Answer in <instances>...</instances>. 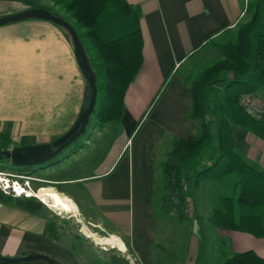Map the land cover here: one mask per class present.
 Segmentation results:
<instances>
[{
	"label": "crops",
	"instance_id": "1",
	"mask_svg": "<svg viewBox=\"0 0 264 264\" xmlns=\"http://www.w3.org/2000/svg\"><path fill=\"white\" fill-rule=\"evenodd\" d=\"M125 1L139 12L141 65L123 96V109L118 123L125 133L124 140L112 155L109 152L105 157L107 163L101 162L97 171L92 174L57 176L67 171L68 157L60 158L58 164L43 168V171L58 173L52 174V179L47 181L53 182L55 187L51 188L66 196V200H74L70 183L81 187L86 200L75 201L78 208L86 207L90 212L95 211L101 219L104 218L116 228V232L109 231L108 237H114L115 240L108 241L118 240L123 246L126 243L128 254L134 260L133 264H203V259L208 255L210 258L217 255L213 251L211 239H208L210 244L207 249L200 245L193 246L194 253L198 254L194 263L187 261V248L182 252L183 262L180 263H158L157 256L152 252L154 248H162L156 237L163 234L157 233L155 229L157 218L163 215L155 214L151 208L154 183L157 182L154 173L157 147L162 133H166L168 140L171 136L184 137L187 136L184 135L185 127L170 128L162 123L165 115H157L155 120L162 122H154L157 125L151 143L144 138L136 144L134 151H126L137 134V121L152 104L166 76L184 59L189 58L191 53H197L208 37H218L226 28H232L241 19V1ZM34 7L50 11L43 0H0V16ZM7 71L11 74L8 75ZM10 80L13 85H20V88L25 89L22 92L27 95L24 101L27 99L28 103L18 107L15 113H0V133L16 142L13 147L48 142L49 137L57 136L58 133H52V130H41L40 123L59 122L65 111H70L69 117L74 120L78 110L75 109L76 105L78 108L83 99L85 82L76 65L69 39L55 24L30 18L0 26V86L9 87ZM68 87L74 91H69ZM4 89L0 88V95L6 92ZM58 96L64 102L61 107L58 105ZM19 100L24 103L21 98ZM30 101L32 104H29ZM34 101L36 104H33ZM66 102H70L72 106H66ZM189 104L188 85L177 75H173L165 90L156 98L152 109L163 112L169 110L173 120L185 122ZM125 118L132 122L123 124L121 121ZM124 126L128 127L125 132L122 128ZM231 135L234 146L242 150L244 159L264 172V141L237 125H233ZM122 158L125 160L120 164ZM130 174L133 175L131 188L126 181ZM212 184L208 183L209 187ZM216 200L212 189L210 205L215 204ZM126 207L128 210H125ZM192 209V217L199 218L195 212V203ZM210 217L211 210L210 214H205L200 219ZM46 224L47 219L40 212L29 214L0 203V255L37 253L59 264H81L64 242L47 235ZM101 224L103 228V222ZM215 230L216 237L228 239L229 250H252L264 259V234L257 236L245 231L217 227Z\"/></svg>",
	"mask_w": 264,
	"mask_h": 264
},
{
	"label": "trees",
	"instance_id": "2",
	"mask_svg": "<svg viewBox=\"0 0 264 264\" xmlns=\"http://www.w3.org/2000/svg\"><path fill=\"white\" fill-rule=\"evenodd\" d=\"M52 1L63 11L61 18L77 32L95 74L97 92L89 125L119 122L125 90L141 65L137 8L125 0ZM240 1L246 18L223 30L218 37H208L200 47L214 48L218 57L191 66L184 59L166 76L154 96V99L159 97L171 77L177 75L189 87L186 117L198 122V130L184 137L171 136L168 149L158 162L159 175L151 208L157 215L183 221L192 216L189 213V204L191 209L194 207L192 192L207 180L213 183L217 198L211 207L213 225L261 236L264 234V172L244 159L242 150L233 144L231 131L237 125L264 141V120L254 118L238 103L241 94L259 92L257 95L264 96L260 91L264 88V0ZM192 56L191 53L189 59ZM13 145L9 136L0 133V160H5L3 152ZM0 169L20 172L4 161H0ZM216 184L219 186L215 187ZM0 203L29 214H37L42 208L34 197L1 191ZM57 218H49L46 224V233L54 240H60L58 229L63 221ZM86 242L78 234L64 241L81 264H130L110 249L98 258ZM228 245L226 237H216L213 245L216 259L207 257L202 263L264 264V259L252 250L233 252ZM0 264L42 263L37 260Z\"/></svg>",
	"mask_w": 264,
	"mask_h": 264
},
{
	"label": "rangeland",
	"instance_id": "3",
	"mask_svg": "<svg viewBox=\"0 0 264 264\" xmlns=\"http://www.w3.org/2000/svg\"><path fill=\"white\" fill-rule=\"evenodd\" d=\"M43 4L54 15L60 16V12H63L58 5H55L53 3L52 0H43ZM63 17L66 16L63 15ZM245 18L246 16L242 15L239 21H242ZM58 29L61 30L62 28L58 26ZM81 40L83 41V38H81ZM217 57V51L214 48L205 45L197 53L193 54L190 59L187 58L185 62L186 64L191 66L193 65V63L199 64L201 62H211ZM14 71L15 73H17L16 69ZM7 73L8 75L9 73L11 74V72L9 71H7ZM20 87V85H13L12 80H10L9 87H6L5 85L0 86L1 89L5 88L4 90L6 91L0 95V113L9 114L10 111H13V113H15L14 111H17L18 107H20L21 105L28 104L27 99L24 101L27 95H24L22 92L25 91V89L23 90ZM68 90L72 91L73 88L68 87ZM260 91L264 94V91ZM88 94L89 92L85 82L83 99L80 103V106H78L77 108L76 105L75 108L78 109L77 114L81 108L86 106ZM256 94H259V92H257ZM243 95L244 94H241V96ZM19 98H21L22 102L24 101L23 104L20 102ZM155 101L156 99L153 100L152 104L149 106L146 112H144L142 118L137 121V134L134 138L133 144L128 145L126 152L134 151L136 144L144 138L149 142L151 141V137L154 133L153 131L156 130L155 127L157 125L154 122H162V120H155L157 115H161L162 117L165 115V119L162 123L170 128L179 129L185 127L186 134L184 135L194 134L197 132V121L188 119L187 117V119L185 118V122L175 121L173 120L172 113L169 110L168 112H163L158 109L156 111L155 109H152ZM29 104H32V102L30 101ZM33 104H36V101H34ZM58 105L59 107L64 105L61 96H58ZM66 106L72 105L70 104V102H66ZM75 111L76 110H74L73 113H75ZM61 113L62 112H59V114ZM69 116L70 111H65L64 116L59 120V122H42V124L40 123L41 130H52V133L56 132L58 133L57 136H59L66 132L74 123L76 116L74 120H71ZM90 121L91 120L88 121L85 133L79 136L68 148L63 149L62 153H67L69 155L67 156L68 160L66 162L67 171L65 173L59 174L56 172L46 173L45 171H43V169L41 170V172L37 170H32L28 172L29 174L25 176L28 177V179H25L27 181V184L25 188L26 191L23 196H31L40 201L42 204L40 214L44 216L47 220L49 218H52L53 220L56 217L63 220L61 223L62 225H60V229H58V233L60 234L59 241L64 242L66 240H69L72 235L78 234L87 239L85 245L89 246V250L96 257L101 258L103 255H106V252H108L107 250L110 249L113 250L112 252L124 256L130 264H133L134 260L128 254V247L126 243L124 245V248L122 243H120L118 240L116 242L108 241L115 240L114 237H110V239H108V237L109 231L116 232V228L109 221L105 220L104 218L101 219V216H99L95 211L90 212V209L86 207H84V209L78 208L77 202L81 200H86V197L83 195L80 186L77 185V187L75 183L69 184L70 188L72 189L71 193L74 197V200H72L71 198L67 199L69 200V202H67L66 196L62 194L60 195V192L58 193L53 189L64 201L66 200L67 206L69 205L68 210H59L56 207L49 205L50 199L48 197L44 198L45 200H42L40 198V192L42 188L55 187V184L53 182L47 181L52 179V174H58L57 176L59 177H76L81 174H92L97 171V168L99 167V164L101 162L105 161L107 163L108 160H105V157L109 154V152L112 155L117 149V147L120 145V143L123 142L125 133L121 131L118 122H108L102 124L101 126H98L95 123H93V125H89ZM121 122H123V124H126L128 122H132V120L125 118ZM122 128L124 132L128 129V127L126 126ZM57 136L52 138L49 137L48 139H50L49 141H51ZM168 142L169 140L167 139L166 133H162V135L160 136L159 146L157 147V156L154 164V173L156 178L159 175L158 161L163 158L165 151L168 149ZM14 145H16V142L14 143ZM71 149H75L73 151L74 153H70ZM123 160L125 159L122 158L120 164L123 162ZM0 161H4L6 164L8 162L7 159H1ZM120 164L118 165V167L120 166ZM2 170L11 171L8 169ZM126 181L127 185H129V188H131V185H133V175L130 174L129 176H127ZM208 183L210 184V182H208L207 180L202 181L201 185L199 186V189L191 194L192 200L194 201L196 207L195 212L196 214H198L199 218L191 216L183 221H176L167 216H161L157 218V221L155 223V229L157 233L163 234L159 237H156V241L162 245V248H154L152 251L153 254L157 256L156 262H183L182 252L184 251V249L186 250L187 248V250L189 249L187 261L194 263L198 259V254L196 255L194 253V245H200V247H203V249H207L210 244L208 239L212 240L213 245L215 244V232H217L215 230L216 227L213 225V222L210 220V218L200 219L201 216H204L205 214H210L211 207L213 206L210 205L213 186L209 187ZM154 186L156 187V181L154 183ZM218 186L219 185L215 187ZM125 210H128V208L126 207ZM189 210V213L194 215L193 209H191V204H189ZM96 221H100V223ZM102 222L105 228H102ZM206 251L207 250H205V253ZM208 257L210 258V255H208ZM213 258L216 259V257L214 256L212 257V259ZM212 259L210 258V260ZM40 262L44 264L43 260H40ZM207 264H211V262L208 261Z\"/></svg>",
	"mask_w": 264,
	"mask_h": 264
},
{
	"label": "water",
	"instance_id": "4",
	"mask_svg": "<svg viewBox=\"0 0 264 264\" xmlns=\"http://www.w3.org/2000/svg\"><path fill=\"white\" fill-rule=\"evenodd\" d=\"M30 18H39L49 21L56 26H59L67 33L72 46V52L76 65L86 82L89 94L86 106L80 109L74 123L66 132L49 142L18 145L3 152L2 157L7 159L9 167L14 168L17 171H22L26 168L28 169L27 172L29 169H31V171H39L58 163L60 158L65 159L69 156L67 153H62L63 149L68 148L79 136L85 133L89 116L94 109L97 92L95 74L89 64L77 32L69 22L52 14L44 8L34 7L0 16V26ZM37 260H43L45 264H59L47 256L37 253H27L22 256L0 255V263L33 262Z\"/></svg>",
	"mask_w": 264,
	"mask_h": 264
},
{
	"label": "built area",
	"instance_id": "5",
	"mask_svg": "<svg viewBox=\"0 0 264 264\" xmlns=\"http://www.w3.org/2000/svg\"><path fill=\"white\" fill-rule=\"evenodd\" d=\"M238 103L254 118L264 120V96L244 94L239 98ZM27 174L25 171L11 172L0 169V191L7 195H24Z\"/></svg>",
	"mask_w": 264,
	"mask_h": 264
},
{
	"label": "bare ground",
	"instance_id": "6",
	"mask_svg": "<svg viewBox=\"0 0 264 264\" xmlns=\"http://www.w3.org/2000/svg\"><path fill=\"white\" fill-rule=\"evenodd\" d=\"M40 198L42 200H45L44 198L48 197L50 200L49 205L56 207L59 210H68V206L66 201H64L58 193H56L53 189L51 188H42L40 192ZM47 203V202H46ZM48 205V206H49Z\"/></svg>",
	"mask_w": 264,
	"mask_h": 264
}]
</instances>
